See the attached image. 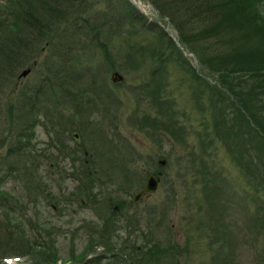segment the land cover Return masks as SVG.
I'll use <instances>...</instances> for the list:
<instances>
[{
    "label": "rangeland",
    "instance_id": "obj_1",
    "mask_svg": "<svg viewBox=\"0 0 264 264\" xmlns=\"http://www.w3.org/2000/svg\"><path fill=\"white\" fill-rule=\"evenodd\" d=\"M128 2L138 17L144 18L143 25L123 17L122 9L115 8L113 12L117 9L123 19L119 27H113L106 3L90 0L86 16L94 21L100 34L96 41L93 33L83 27L74 35L77 43L87 45L82 50L77 48L71 62H78L63 76L65 97L62 91L50 89L53 85L47 80L42 86L45 93L36 98L39 105L26 103V90L46 81L40 75L47 76L45 59L50 56L49 62L58 61L50 55L52 47L42 44L44 35L26 43L17 55L19 64L12 63L8 73L4 71V80H0V193L22 201L42 190L45 198L38 204L28 202L29 210L24 211L23 205L13 199L4 203L0 194V204L17 210L13 218L9 217L10 226L14 219L23 222L24 227L25 219L45 223L53 229L48 235L55 237L53 244L59 257L75 263L87 239L96 237L102 242L96 250L104 256L99 260L89 255L80 260L81 264H264V175L250 176L238 162L235 148L227 152L226 147L234 142L235 130L242 136L244 130L256 124L248 118L247 125L244 120L243 124L221 122L215 101L226 83L209 75L199 62L214 50L240 53L242 45L246 47L244 38L229 40L228 34L218 32L207 38L199 36L189 49L177 42L176 27L162 9L149 0ZM175 4L174 0L168 2ZM204 12L209 15L208 9ZM193 26L192 33L199 31L197 24ZM21 29L31 32L26 26ZM254 36L253 53L258 51V57L264 58V32ZM167 38L174 41L190 68L202 70L205 75L193 77L183 62L168 59L167 51L162 55L164 50L160 49L166 47ZM248 57V62H257ZM82 70L87 73L81 78ZM112 71L122 79L112 82ZM94 73L103 76H91ZM91 78L100 82L90 83ZM233 84L238 91L248 88L234 79ZM85 90L87 104L72 100L71 94ZM224 105L221 116L229 119L233 109ZM240 105L237 101L234 115L244 108ZM16 110L24 117L36 111L38 121L30 134V151L7 153V142L2 137L7 138L8 133L16 136L18 126L23 124L22 119L14 118ZM255 115L264 121L263 110ZM173 125L182 128L181 135L171 133ZM249 151L250 147L248 156ZM247 159L243 156L240 162ZM86 161L95 164L83 169L86 178L82 182L91 188L87 195L78 191L76 199L73 188L78 181L61 180L60 175L69 176ZM146 173L156 179V189L133 200L143 187ZM58 189L62 190L60 196L46 194ZM52 195L57 206L49 201ZM1 211L2 205L0 254L5 253L4 242L12 239L3 227ZM10 231L17 236L14 228ZM104 243L119 252L110 255ZM7 255L0 264H16L30 254Z\"/></svg>",
    "mask_w": 264,
    "mask_h": 264
},
{
    "label": "trees",
    "instance_id": "obj_2",
    "mask_svg": "<svg viewBox=\"0 0 264 264\" xmlns=\"http://www.w3.org/2000/svg\"><path fill=\"white\" fill-rule=\"evenodd\" d=\"M100 1H104L108 10L111 12L113 27H119V25L122 24L123 19L119 18V15H117V9L115 10V13L113 12L115 8L122 9L123 17H130L132 20L134 19V21L142 23L141 25H143L142 21H144V18L141 17V15L138 17L139 13L135 11L133 6H130L128 0ZM149 1L154 3V6L162 9V12L166 13L164 15L168 16L169 22L176 27L177 42L186 45L189 49L196 45L195 40L198 39L199 36H202L201 38H207L218 32L228 34L229 40H237V36L244 38L243 43H245L246 47L242 45L241 49H239L240 53L237 54L234 51L220 53L214 50L210 56L204 55L199 58V62L207 68L209 75H213L218 78L219 81L226 83V90L223 88L222 93H220V96L216 97L215 101L218 105L217 117L221 122H228L231 125L233 122L235 123L237 121L242 123L244 120V122H246V118H248L250 121H253V124H256L255 126H249L248 129L244 130L245 132L242 136L240 131L235 130L234 134L236 137L234 138V142H232V144H227L226 147L227 152L231 151L229 148H235L234 151L237 154L238 162L242 164L250 176L261 178V176L264 175V149H260L264 147V121L260 117V119H258L255 114L256 111L258 113L262 110L264 111V100L262 96L264 95V58L258 57V55L261 56L258 51V55L254 54L251 47L254 44V34L257 32H264V0H198V2H195L194 0H174L176 3L175 7L168 5L170 0ZM90 5V0H0V80H4V71L8 73V68L12 63L19 64L17 55L20 53L21 48L26 43L33 42L38 35H44L42 44H45V47H52L50 55L58 60L55 63H51L48 61L50 56L45 59L43 68L47 73V76L43 74L40 75L44 76L46 81L41 82L39 85L36 84L31 90H26L28 93L25 96V100H27L26 103H28V105L31 103V107L34 104L39 105L36 98L41 95L43 96L45 93L42 86L47 84V80H51L50 85H53L50 89L55 88L53 90L54 92L62 91L64 94L63 97H65L63 76L68 73L67 70L69 68L75 66L74 64L78 62L77 59L74 62H71L78 52L77 48L82 50L84 46L87 45L77 43L79 40H75L73 38L74 35H77V33L84 27L88 31H91L94 40L98 41L97 39L100 30L95 27V24L93 23L94 21L89 20V16H86ZM176 5H178L177 8L179 10L176 9ZM206 9H208L209 15L205 16L204 11ZM130 14L131 16H129ZM174 21H177L176 24ZM63 23L66 24L65 27H63ZM193 24H197V30L199 31L192 33V29L195 27ZM23 26L31 29V32H21V27L23 28ZM158 30L161 31V27H158ZM32 32L33 35H31ZM165 42L166 47H164V49L158 48L160 51L164 50L162 51V55L167 51L166 55L168 56V59L178 60L181 63L183 62L193 77H196L199 74L205 75L201 72L202 70L196 72L194 68H190V64L186 58L180 56L173 40L167 38ZM257 46L261 45L259 44ZM104 52L105 57H107L108 51L105 49ZM248 56L256 58L257 62H248ZM80 73L82 78L83 73L87 72L86 70H82ZM98 75L99 76H97V73H94L91 76L99 79L103 76L99 73ZM70 77L74 78L72 74H70ZM96 79L91 78L90 83L100 82ZM233 79L238 85L248 88H241L238 91V86L233 84ZM253 88L256 90H253ZM71 96H74L72 99L73 101L76 100V102L79 103L84 100L87 104L88 94L86 93V90L85 92L76 91L75 95L71 94ZM237 101L242 106V103L244 102V108L242 109L241 107L240 110H237V114L234 115ZM225 103L233 109L229 119H224V115L221 116ZM28 109L27 106L26 110ZM20 113V111L16 110L14 113L15 116L13 115L16 120L22 119L23 122L21 127L18 126L19 130H17V135L14 136L13 134L10 136L8 133L7 138L6 136L2 137V140L7 142V153H13L17 150H22V153L27 150L30 151V134L33 131L34 124L38 121L39 115L36 116V111H32L31 114H27L26 117L22 116ZM243 113H245V115ZM1 118H3L2 113L0 114V120ZM8 127L9 125H7L5 129H8ZM227 127L228 130L229 126ZM240 127L242 130L243 126ZM1 129L5 130L4 127ZM171 129L172 134L175 133L176 135H181L182 133V128L180 126L173 125ZM209 134L212 135V132L210 131ZM22 137L24 138V146L22 145ZM11 141H13V145H11ZM249 141L252 142V144L248 143ZM253 144H256L257 147ZM248 147H250L249 156L246 153ZM252 148L253 152L251 151ZM243 156L248 157L247 162H240V158ZM88 165L92 166L95 164L86 161V163L78 166V171H71L69 176L60 175L61 180L69 178L78 181L77 185L73 188V196L76 197V199L78 191L87 195L89 193V188H91V185L89 186L87 183L82 182V179L84 177L86 178V173L83 169L84 167H88ZM92 172H94L93 169ZM2 179L3 176H0V182H2ZM61 191L62 190L58 189L56 193L49 192L46 194H56L55 196H60L58 193L60 194ZM41 192L42 190H38L37 193L29 195V197L22 201L3 192L0 194H2L3 199L1 200L4 203L7 204L6 199H13L14 202L22 204L25 211L29 210V208H26L28 202L38 204L45 199L44 193ZM90 195H93V193H90ZM48 198L49 197L46 196V199ZM79 198H82V201L84 199L82 195H80ZM49 201L57 206L54 201V195L51 196V200ZM0 205H2L3 212H1L3 219L5 220L3 227L8 229L6 234L12 238L11 240L9 239V241L4 242L6 254H0V259L6 257L4 255L7 254V256L13 254V256L16 257H23L25 254H30L28 256L30 259L24 258L23 261H18L16 264H57V262H59L58 264H81L83 263V261H80L82 258L87 259L94 256L95 259L100 260V257L102 255L104 256L102 251L96 250L98 243L101 244L102 242L97 240L96 237H90L84 244L82 251L76 255L77 258L75 259L78 263L60 258L58 251L55 248L56 246L53 244L55 237H53L51 233L48 235L49 230L53 231L51 227L45 226V223L43 222H36L30 219H25L27 220V227H24V223L19 222L17 219L13 220L11 227L9 224L11 221L9 217L13 218L14 212L17 210L12 205L3 206L5 205L3 203ZM22 214L24 213L22 212ZM91 226L92 225H89L90 228ZM12 228L16 230V232H14L17 236H14L12 234L13 232L10 231ZM104 244L105 246L103 247L105 252L110 253V255H115V253L119 252V250L113 248V245L109 246L106 243ZM81 254H83V256L80 258ZM89 255L92 256L88 257Z\"/></svg>",
    "mask_w": 264,
    "mask_h": 264
},
{
    "label": "water",
    "instance_id": "obj_3",
    "mask_svg": "<svg viewBox=\"0 0 264 264\" xmlns=\"http://www.w3.org/2000/svg\"><path fill=\"white\" fill-rule=\"evenodd\" d=\"M110 79L112 82H116L120 81L122 79V76L116 71H112L110 74ZM156 185V179L149 173H146L143 187L139 191H137V193H135V195L133 196V200H136L142 194L153 192L156 189Z\"/></svg>",
    "mask_w": 264,
    "mask_h": 264
}]
</instances>
